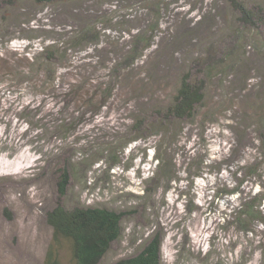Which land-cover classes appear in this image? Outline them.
I'll use <instances>...</instances> for the list:
<instances>
[{
    "label": "rangeland",
    "instance_id": "obj_1",
    "mask_svg": "<svg viewBox=\"0 0 264 264\" xmlns=\"http://www.w3.org/2000/svg\"><path fill=\"white\" fill-rule=\"evenodd\" d=\"M233 15L225 0L19 1L0 11V264L45 263L46 213L59 201L123 214L100 264L156 234L161 264H264V52L250 30L235 42ZM82 29L89 35L76 39ZM139 36L141 55L125 63ZM232 49L239 62L223 59ZM188 70L206 78L203 108L163 127L154 110ZM57 258L71 264L66 245Z\"/></svg>",
    "mask_w": 264,
    "mask_h": 264
},
{
    "label": "trees",
    "instance_id": "obj_2",
    "mask_svg": "<svg viewBox=\"0 0 264 264\" xmlns=\"http://www.w3.org/2000/svg\"><path fill=\"white\" fill-rule=\"evenodd\" d=\"M19 1H29L36 5L46 6L67 2L69 0H0V11L3 9L13 10ZM164 1L165 0H158L161 5ZM225 1L234 14L233 19L237 29H235L236 36H231L235 39V42L237 43V40L243 39L239 33L250 30L257 39L256 44L260 46L264 52V0ZM150 8L151 4L149 10ZM157 27L158 20L156 21L155 29H157ZM87 35L89 34L84 29L79 30L76 39L80 38L82 40ZM137 38L135 47L123 57L125 63L130 61L132 63V61L141 55V53L138 54L136 48L139 45L138 42H143V38L141 36ZM233 49L225 53L223 52L225 55L223 59L226 60V62L233 59L238 62L240 61L237 57H231L235 52ZM49 59H53L51 55L45 58L46 61H49ZM208 62L210 63V60ZM206 67L205 71L209 70V72H211L213 69L209 65H206ZM115 70L112 71V73H114L112 76L116 81H119L122 74L121 70ZM110 91V89H106L104 93L109 95ZM205 91V77L201 79L195 76L192 77V73H190L189 70L183 73L169 103L161 109L154 110L155 114L159 117V123H161L163 127H172L173 125H171V123H173V121L193 119L198 110L203 108V103L206 100ZM262 109L263 108H259L256 115L261 119L260 124L263 133L260 135V142L262 146H264V110L262 111ZM138 124L140 126L136 125L137 128L142 127L140 121ZM159 159L158 156L157 160L159 161ZM168 160L163 161L160 159V163L162 164L161 174H168L170 170V164L167 162ZM262 160L264 161V157ZM252 167L254 166H247V168ZM59 172L61 173V180L58 186L61 199L66 195V188L69 183V171L68 168L64 167ZM244 206L246 212L249 210L248 217H255L253 214V203L250 202V205L246 203ZM244 215H247L245 211H242L241 215H238V220H241L243 224L244 221L242 217ZM122 218L123 214L107 208L80 206L67 208L59 201L53 209L46 213V222L52 229V238L44 264H62L57 258V250L63 245H66L70 251L71 264H100L109 251L112 243L117 241L120 237ZM161 247V237L159 234H156L144 244L137 254L116 260L110 264H161Z\"/></svg>",
    "mask_w": 264,
    "mask_h": 264
}]
</instances>
